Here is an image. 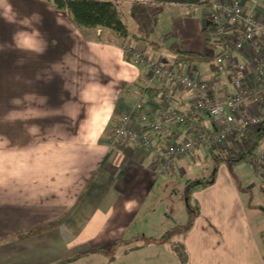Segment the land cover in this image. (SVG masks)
<instances>
[{"label": "crops", "instance_id": "1", "mask_svg": "<svg viewBox=\"0 0 264 264\" xmlns=\"http://www.w3.org/2000/svg\"><path fill=\"white\" fill-rule=\"evenodd\" d=\"M101 1L119 4L122 19L138 25L131 30L127 24L130 35L140 39L108 30L88 38L47 0H0V264H181L178 250L184 264H264V227L254 226L247 210L212 215L197 209L199 194L196 209L187 197V226H177L181 237L174 243L165 230L172 218L156 208L167 179L155 149L188 139L190 123L210 126L209 117L194 112L193 92L151 79L144 66L126 61L121 47L208 82L210 93L232 94L236 86L226 66L208 75L200 62H177L171 30L157 29L159 11L181 12L172 25L188 39L185 53L216 56L204 0ZM258 9L264 14V1ZM237 58L250 65L255 54L245 50ZM138 99L160 128L150 129L137 112L130 126L154 150L114 137ZM171 112L186 122L167 117ZM257 171L264 182V165Z\"/></svg>", "mask_w": 264, "mask_h": 264}, {"label": "built area", "instance_id": "2", "mask_svg": "<svg viewBox=\"0 0 264 264\" xmlns=\"http://www.w3.org/2000/svg\"><path fill=\"white\" fill-rule=\"evenodd\" d=\"M262 1L264 0H249L251 6L246 7L241 0H204L209 34L219 47V52L213 59L214 68L226 66L234 77L236 90L230 95L222 94L217 89L210 93L208 82L164 67L146 57L139 49L121 47L126 61L134 66H144L150 71L151 79L171 81L193 92L196 96L194 112L203 111L209 117L210 126L190 123L188 139L169 142L155 149L156 164L163 173L170 174L173 171L175 159L194 153L202 145L208 148L219 147L238 130L264 120V14L258 12V4ZM245 50L255 54L254 62L250 65L237 58V54ZM241 76H249L251 80L244 81ZM143 110L144 102L138 99L132 113L120 118L113 132L114 137L127 140L145 150H154L148 138L130 126L133 113L137 112L143 121L149 122L150 129L159 130L160 126L150 121ZM167 117L179 124L186 122V116L176 112H171ZM255 162L260 164L257 168L263 166L264 153Z\"/></svg>", "mask_w": 264, "mask_h": 264}, {"label": "rangeland", "instance_id": "3", "mask_svg": "<svg viewBox=\"0 0 264 264\" xmlns=\"http://www.w3.org/2000/svg\"><path fill=\"white\" fill-rule=\"evenodd\" d=\"M181 15L182 13L176 12V10L174 14L170 11L160 14L159 11L158 17L161 16V19L157 20L156 24L159 31L161 27L171 30V36L174 37V41L177 40L176 46L178 47V51L184 53L188 39L180 32L177 35L175 31L177 25H172L175 22L177 24V22L181 21ZM124 22L128 24L131 30L132 28H138L135 21L129 22V20L125 19ZM201 30L202 40L205 43V26H202ZM191 34V31H189L190 36ZM164 35L170 38L168 33H164ZM179 39L183 40V48L180 47L181 40ZM189 42H192V40H189ZM212 53H215V49H212ZM211 64H214L213 59L212 62H200L198 67L201 69L205 68L204 71L208 75H211L215 71V68L211 67ZM230 144V141H226L219 145L216 150L225 149ZM202 149L197 148L195 150L197 152L194 151V153L175 159L173 171L170 174L162 173L164 178L167 179V186L164 189L167 194L164 195L165 198L163 197V200L157 204L156 208L172 218L173 222H170L169 226L165 229L166 232L168 231V235L172 236L170 241L175 243L181 237L177 226H187V211L184 208L187 203L186 199L189 197L191 208L196 209L197 202L194 199H196L195 196L197 194H199L200 203L197 209L203 210V213L209 212L215 215L214 211L218 212L224 209L235 211L239 216L241 211L247 210L254 226L259 228V225H261V227H264V213L259 210L260 207L258 206V199L260 198V201L264 205V182H262L261 174L257 171V166L260 165L259 162L253 163L254 160H250L228 165L223 162H215L210 155L209 148L204 147ZM263 153L264 138L260 142L255 159L258 160ZM191 208L190 210L194 211ZM256 219H259V221L257 222ZM105 255L108 256L107 254Z\"/></svg>", "mask_w": 264, "mask_h": 264}, {"label": "trees", "instance_id": "4", "mask_svg": "<svg viewBox=\"0 0 264 264\" xmlns=\"http://www.w3.org/2000/svg\"><path fill=\"white\" fill-rule=\"evenodd\" d=\"M58 10L66 12L74 24L84 36L90 38L96 30H108L114 33L120 39H140L135 35H130L127 24L121 16V6L116 3L101 0H47ZM206 5L205 3H202ZM207 23L206 19H203ZM205 26V24H204ZM206 32V31H205ZM205 40H208L207 34ZM178 53L177 62H212L214 56L206 53ZM211 67L214 65L211 64ZM147 92H151L146 90ZM264 138V120L257 125H247L245 128L238 130L235 135L228 141L231 144L225 149L210 147V155L215 162H223L228 165H234L240 162L252 160L257 155L260 142ZM199 183V182H198ZM200 184V183H199ZM44 228L29 232L27 235H34L44 231ZM175 250H178L176 247ZM181 264L186 261L185 254L182 250L177 251Z\"/></svg>", "mask_w": 264, "mask_h": 264}]
</instances>
